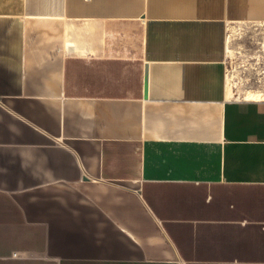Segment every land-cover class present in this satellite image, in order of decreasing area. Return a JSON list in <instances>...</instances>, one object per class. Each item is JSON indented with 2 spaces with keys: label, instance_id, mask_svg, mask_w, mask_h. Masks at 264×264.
Here are the masks:
<instances>
[{
  "label": "crops",
  "instance_id": "0c3cea01",
  "mask_svg": "<svg viewBox=\"0 0 264 264\" xmlns=\"http://www.w3.org/2000/svg\"><path fill=\"white\" fill-rule=\"evenodd\" d=\"M236 22L264 0H0V264H264Z\"/></svg>",
  "mask_w": 264,
  "mask_h": 264
},
{
  "label": "rangeland",
  "instance_id": "374dc122",
  "mask_svg": "<svg viewBox=\"0 0 264 264\" xmlns=\"http://www.w3.org/2000/svg\"><path fill=\"white\" fill-rule=\"evenodd\" d=\"M227 90L234 97L264 94V22H236L227 30Z\"/></svg>",
  "mask_w": 264,
  "mask_h": 264
},
{
  "label": "bare ground",
  "instance_id": "6f19581e",
  "mask_svg": "<svg viewBox=\"0 0 264 264\" xmlns=\"http://www.w3.org/2000/svg\"><path fill=\"white\" fill-rule=\"evenodd\" d=\"M227 77V74H226ZM247 99H264V94L259 93V92H250L247 93V95L244 97Z\"/></svg>",
  "mask_w": 264,
  "mask_h": 264
},
{
  "label": "built area",
  "instance_id": "2783aa9c",
  "mask_svg": "<svg viewBox=\"0 0 264 264\" xmlns=\"http://www.w3.org/2000/svg\"><path fill=\"white\" fill-rule=\"evenodd\" d=\"M226 38H227V34H226ZM226 74H227V70H226Z\"/></svg>",
  "mask_w": 264,
  "mask_h": 264
}]
</instances>
